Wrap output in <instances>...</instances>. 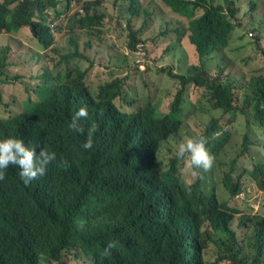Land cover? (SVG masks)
<instances>
[{
  "label": "trees",
  "instance_id": "16d2710c",
  "mask_svg": "<svg viewBox=\"0 0 264 264\" xmlns=\"http://www.w3.org/2000/svg\"><path fill=\"white\" fill-rule=\"evenodd\" d=\"M75 1L83 13L73 17L74 26L90 36L97 26L111 28L110 22L102 21L99 0ZM128 2L114 4L109 19L121 21L131 15L130 27L134 18H140V0ZM165 2L174 11L188 9L179 0ZM59 5L60 0L0 2V34L25 36L34 44L29 54L38 67L32 72L37 84L27 89V98L18 109H12L2 85L21 81V77L9 74L11 47H0V138L14 136L30 144L43 140L56 153L54 170L27 185L16 165L4 171L0 264H208L200 245L204 233L200 228L207 221L218 231L217 254L221 252L217 262L264 264V156L247 172L255 189L263 193L258 212L244 214L237 227L230 225L238 212L228 205L246 191L240 183L242 176L235 180L234 171L240 157L250 151L249 133H244V150L225 162L222 151L230 134L213 119L203 134L196 135L206 138L214 157L212 167L193 175L186 166L188 156L176 157L177 145L193 137L188 123L202 115H183L191 86L202 89L210 107L228 114L232 121L242 116L249 128L251 115L255 125L258 121L264 126V77H245L240 84L230 79L232 60L227 54L214 64L216 68H206L210 56L225 49L220 44L226 43L231 30L219 8L210 10L204 5L206 15L191 27L190 42L198 47L199 61L192 56L178 59L172 53L173 66L160 68L170 48L164 49L162 57L150 47L138 50V33L131 30L128 52H110L105 76L93 94L85 83L87 70L58 59L52 48L50 15L60 18L70 13ZM144 13L145 19L150 17ZM182 46L192 55L190 45ZM154 73L173 79L167 108H163ZM195 81L211 84L210 89ZM81 106L88 115L81 118L84 131L78 133L68 125ZM192 107L197 109V104ZM90 129L94 144L85 150L82 144ZM223 165L229 170L223 172L222 185L215 179ZM242 228L247 231L248 252L238 232ZM183 232L186 236L179 244L177 238ZM109 243L113 246L106 252Z\"/></svg>",
  "mask_w": 264,
  "mask_h": 264
},
{
  "label": "rangeland",
  "instance_id": "374dc122",
  "mask_svg": "<svg viewBox=\"0 0 264 264\" xmlns=\"http://www.w3.org/2000/svg\"><path fill=\"white\" fill-rule=\"evenodd\" d=\"M2 0H0L1 2ZM98 5L99 14L104 16L102 21L110 22L111 28H104L102 25L94 28L93 36H90L86 31H82L74 26L73 17L79 13L80 6L75 1L72 4V11L69 14L62 13L60 18H55L53 14L50 15V20L54 22L52 25V35L54 38L53 49L57 52L58 59L64 58L71 65L79 64L83 70H87L85 83L93 94L97 84L104 78L106 71L105 63L110 52L117 55L128 52L127 42L131 41V30L137 32L135 41L138 46L143 48L150 47L158 56H163L164 49L170 48L165 54L160 68L172 67L173 63L170 54H176L178 59L183 56V50H179L175 42L168 38L162 39V34L166 31L174 30L176 28L187 29L189 27L190 18L172 14L169 10L163 15L159 12V4L162 0H140L139 7L140 18H134L131 26H128V21L131 15H124L121 21L109 19L112 13L114 4L118 6L129 3L128 0H99ZM251 1L256 3L255 9H252ZM48 3V0H43ZM63 0H60L62 5ZM237 6L240 13L237 16L236 30L229 47L224 51L221 59L220 52H214L206 64L209 70L215 67L214 64L221 62L223 56L227 54L232 62L228 65V70L231 72L230 79L238 80L239 84L243 82L245 77H264V0H241L237 1ZM144 10L151 13L152 16L147 18L146 27H142L145 14ZM146 33V34H145ZM252 33V36L250 35ZM158 39L153 42L154 38ZM167 35V37H170ZM10 46L12 49L10 61L12 62L9 68L11 76L19 75L21 81H15L11 84L2 85L4 93L10 97L8 102L12 105V109L17 110L18 106L27 98V89L35 86L38 81L35 80L32 72L37 71L38 67L35 62L30 59L29 50L34 48V44L29 42L25 36L13 34H0V47ZM77 49H76V47ZM142 48V49H143ZM239 49V51H237ZM86 55V58L76 56L75 54ZM51 55V54H50ZM220 59V60H219ZM177 63V61L175 62ZM179 66V63L178 65ZM65 68V62H63ZM176 66L174 72L176 73ZM227 76V75H225ZM156 88L161 96H163V108H167L172 98L169 97L167 91L169 85L173 83V79L169 76H161L157 73L153 74ZM240 94V91H237ZM119 103V102H118ZM197 104V109H193L192 104ZM184 117L190 116L195 112H201L202 115L195 118L188 123V132L190 136L201 135L204 133L206 126L216 119L219 125L224 127L230 134V139L224 147L222 158L225 162H229L231 158L238 157L244 150V140L248 132V146L250 151L240 157L235 167L234 178L238 180L241 178V185L246 190L243 198L236 197L230 201L228 207L238 212L234 215L230 225L237 227L244 214H256L258 212L259 201L263 193L255 189V184L250 180L248 171L252 170L254 164L261 161L264 156V150L260 144L264 143V131L259 129L253 122L250 115L249 128L245 127V120L242 116L232 121L228 114L223 115L220 110H214L210 107L207 99L203 95V90L197 87H189L184 98L183 103ZM258 144H253V143ZM228 167L223 165L221 170L216 174V181L222 183V176L224 171H228ZM204 231L209 238L206 243L205 258L208 264H229L232 260H225L217 262L221 250L217 254L216 243L219 238L213 231V226L210 222L204 225ZM240 237H244V251L248 252L246 244V230L244 228L238 230ZM239 259V257H237ZM244 256L241 257V260Z\"/></svg>",
  "mask_w": 264,
  "mask_h": 264
},
{
  "label": "clouds",
  "instance_id": "9594fccd",
  "mask_svg": "<svg viewBox=\"0 0 264 264\" xmlns=\"http://www.w3.org/2000/svg\"><path fill=\"white\" fill-rule=\"evenodd\" d=\"M183 3L188 4V9L185 11H174L173 8L168 5L165 0H162V4H159V12L163 15L166 10H169L172 14L188 17L190 18L189 27L187 29L176 28L174 30L166 31L162 34V39L168 38L170 41L175 42L179 50H183V56L187 57L189 60L191 56L195 61H199V51L197 45L191 44L193 29L191 27L193 24L202 19L206 15L204 5H208L210 10L212 8H219L220 14L226 18V21L231 26L230 32L226 35V43L220 44L225 45V49L220 52V59L227 49L228 45L231 43L233 33L236 30L237 25V16L240 13V10L237 6V1L241 0H179ZM75 0H63L62 5L66 10L72 11V4ZM252 9H255L256 3L251 2ZM63 12V10H61ZM79 13H83L82 10H78ZM141 11V9H140ZM140 11L138 14L140 15ZM145 11V10H144ZM147 11V10H146ZM145 14V13H144ZM150 17L152 16L151 13ZM141 17V16H140ZM148 17V18H150ZM141 19V18H138ZM146 20V23H145ZM144 20L143 26L146 27L147 19ZM54 22L48 21V27L52 29ZM52 31V30H51ZM146 34V33H145ZM167 37V35H170ZM252 36V33H250ZM182 44L190 45L192 49V55L189 52V49L183 47ZM149 47V46H148ZM143 46H138V50L142 49ZM86 58V55H84ZM219 59V60H220ZM219 63V62H218ZM212 68H216L212 67ZM202 88H209L211 84H198ZM194 87V86H193ZM210 89V88H209ZM88 112L85 106H81L78 111L74 113L69 123V128L75 132H83L84 128L81 124V118L87 117ZM256 126L264 131V126L261 125L258 121ZM92 129L88 131V136L85 142L82 144L83 149L88 150L93 148L94 140L92 136ZM206 138L200 136L189 137L186 140L181 141L177 145L176 157L178 159H183L185 155L188 156L186 161V166L189 169L193 170V175L196 174V170L203 169L208 170L212 167L214 157L208 149ZM264 145V143L262 144ZM56 159L55 150L49 147L43 140H35L34 144L26 142L22 138H17L14 136H8L6 138H0V180L4 179V171L10 165H16L19 168V177L21 181L27 185L33 180L38 179L39 177L45 175L46 171L52 172L54 170V160ZM244 193L240 194L239 198H243ZM209 198L212 197V194L208 195ZM202 219V216H201ZM204 230V228H200ZM214 233L218 232L217 229L213 228ZM183 236L186 234L183 232L178 238L177 242L181 244L183 241ZM201 241V255H205L206 243L209 238L208 234L204 231L203 234H200ZM112 244L109 243L106 246L105 251L107 252L112 248Z\"/></svg>",
  "mask_w": 264,
  "mask_h": 264
}]
</instances>
